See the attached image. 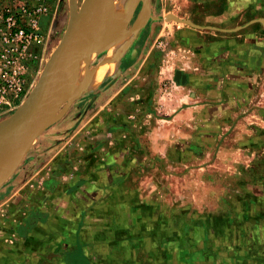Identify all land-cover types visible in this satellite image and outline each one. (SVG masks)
Masks as SVG:
<instances>
[{
  "label": "rangeland",
  "instance_id": "obj_1",
  "mask_svg": "<svg viewBox=\"0 0 264 264\" xmlns=\"http://www.w3.org/2000/svg\"><path fill=\"white\" fill-rule=\"evenodd\" d=\"M120 2L73 75L127 45L115 72L51 105L0 188L4 264H264V0H126L121 20ZM69 16L57 0L44 20L35 83Z\"/></svg>",
  "mask_w": 264,
  "mask_h": 264
},
{
  "label": "water",
  "instance_id": "obj_2",
  "mask_svg": "<svg viewBox=\"0 0 264 264\" xmlns=\"http://www.w3.org/2000/svg\"><path fill=\"white\" fill-rule=\"evenodd\" d=\"M111 1L83 0L77 9L75 0H69L70 16L58 47L46 62L22 105L14 115L0 123V134L7 129L11 130V143L1 150L3 155L0 156V188L13 175L28 147L45 128L51 105L70 96L63 95L66 83L93 53L99 26ZM142 2L149 10V0ZM167 17L193 28L202 29L173 15ZM174 80L184 84L188 77L177 70L174 73Z\"/></svg>",
  "mask_w": 264,
  "mask_h": 264
},
{
  "label": "built area",
  "instance_id": "obj_3",
  "mask_svg": "<svg viewBox=\"0 0 264 264\" xmlns=\"http://www.w3.org/2000/svg\"><path fill=\"white\" fill-rule=\"evenodd\" d=\"M56 2L0 0V114L16 111L32 89L44 55L43 22Z\"/></svg>",
  "mask_w": 264,
  "mask_h": 264
},
{
  "label": "bare ground",
  "instance_id": "obj_4",
  "mask_svg": "<svg viewBox=\"0 0 264 264\" xmlns=\"http://www.w3.org/2000/svg\"><path fill=\"white\" fill-rule=\"evenodd\" d=\"M112 7H113V5H112ZM107 10H109V9H107ZM102 21H101V24H102ZM101 24L99 26V29H98V32L96 35L93 50L95 49V47L97 45V39H98ZM101 29H103V28H101ZM104 29L102 30V32H104V37H105L104 41L107 42L108 40L110 41L111 39L115 38L116 29L112 30V28H110V27H107L105 31H104ZM127 49H128L127 45L125 47H123V45H119L117 47L116 51L114 53H112V56H111L112 58H110V61L109 62L107 61L106 62L107 64L106 63L104 64L103 67H106V68L100 69V72H96V73L94 72L93 74H91L89 72V73H86L84 75H81L80 74L81 72H79L78 74L71 75V77H69L68 82L66 83V86H65L64 91H63V95H65L66 93L69 92V89L71 86H72L71 89L79 88L80 91H82V92L91 91V90L97 88L98 85L103 81V79L108 77L115 70V67L117 66V64L120 61V59L122 58V56L125 55V51H127ZM123 52H124V54H123ZM78 93H74L73 95H78ZM0 152H1L0 156H2L3 155L2 151H0Z\"/></svg>",
  "mask_w": 264,
  "mask_h": 264
},
{
  "label": "crops",
  "instance_id": "obj_5",
  "mask_svg": "<svg viewBox=\"0 0 264 264\" xmlns=\"http://www.w3.org/2000/svg\"><path fill=\"white\" fill-rule=\"evenodd\" d=\"M126 0H122V2H120L118 5V9H119V18H120V20H121V17L123 16L122 14H125L126 13V7H125V5H124V2H125ZM200 1H202V2H205L206 4H208V6H210V7H213L214 9H220L221 11L223 10V8H222V4L226 1V0H200ZM228 1V0H227ZM124 11H125V13H124ZM127 13H132V9L130 8V7H128V9H127ZM122 15V16H121ZM222 16H224V14L222 13V14H220L219 15V18H221ZM212 31H214V32H216V29H213ZM137 32V34H138V30L136 31ZM220 33V32H219ZM201 37H204V38H207V36H208V32H201ZM205 40L203 41V42H201L202 43V45H205ZM217 45H220V46H222V45H224L225 46V48H228V47H230L231 48V45H232V42H229V43H227V42H222V41H220ZM204 47V46H203ZM203 51H204V49H203ZM209 52V51H208ZM104 58V57H103ZM102 61V60H101ZM105 62H107V61H105ZM109 62V61H108ZM101 63V62H100ZM99 63V64H100ZM107 64V63H106ZM104 68H106V67H101L100 69H104ZM100 69H95V70H93V71H91L90 73L91 74H93L94 72L96 73V72H100ZM114 72H115V70H114ZM99 86V85H98ZM72 87V86H71ZM71 87H70V89H69V91L71 90ZM74 89V88H73ZM82 92V91H81ZM0 237H1V235H0ZM2 250H4L5 252H3L1 255H0V264H4V260L6 259V257L4 256V255H7L8 253H9V251H12L13 249H10V247H8V248H6V247H2Z\"/></svg>",
  "mask_w": 264,
  "mask_h": 264
},
{
  "label": "flooded vegetation",
  "instance_id": "obj_6",
  "mask_svg": "<svg viewBox=\"0 0 264 264\" xmlns=\"http://www.w3.org/2000/svg\"><path fill=\"white\" fill-rule=\"evenodd\" d=\"M52 13V12H51ZM51 15V14H50Z\"/></svg>",
  "mask_w": 264,
  "mask_h": 264
}]
</instances>
